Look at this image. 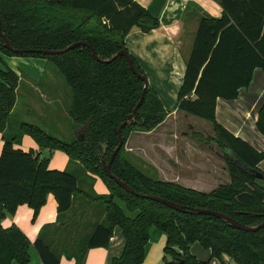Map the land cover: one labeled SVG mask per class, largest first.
I'll return each mask as SVG.
<instances>
[{
    "label": "trees",
    "instance_id": "obj_1",
    "mask_svg": "<svg viewBox=\"0 0 264 264\" xmlns=\"http://www.w3.org/2000/svg\"><path fill=\"white\" fill-rule=\"evenodd\" d=\"M220 17L203 16L195 35L178 94L177 109L212 123L213 136L194 132L207 144L216 143L223 154L231 182L204 192L172 181H164L140 168L126 151L125 144L134 128L153 130L168 113L156 90L148 83L144 99L135 115L122 128L124 145L118 151L111 170L137 192L160 196L184 206L171 208L159 201L139 197L121 187L103 169L118 146L119 127L140 100L145 82L130 68L125 56L111 59L121 50L128 52L136 69L145 75L138 60L126 46V36L133 28L149 32L160 26L146 8L135 0H0L2 31L13 49L60 50L74 42L85 41L60 54L19 52L4 46L0 34V54L47 59L71 90L68 116L75 131L73 141H65L35 123L23 121L18 133L13 124L21 76L11 67L0 66V135L4 140L0 153V264H30L31 241L16 225L4 227L7 215L27 204L37 217L53 194L58 204L59 225H46L33 242L43 264H60L61 255L84 264L90 248L107 247L120 226L125 246L110 264H142L150 229L167 234L165 264H209L191 252L199 242L211 251V258L228 255L237 264H264V226L256 230L234 227L228 220L193 208L224 213L246 226L264 222V172L258 164L264 152L231 133L216 119L218 98L235 99L248 87L256 68L264 70V0H221ZM264 135V103L256 121ZM30 135L41 150H63L76 165L77 173L52 169L49 158L34 149L24 150L15 144ZM98 175L110 193H87L80 177ZM125 203L129 216L116 202ZM84 199L88 206L79 205ZM89 203H99L104 219L91 234L82 237L85 212ZM83 214L75 232L69 227ZM73 211L71 216L67 213Z\"/></svg>",
    "mask_w": 264,
    "mask_h": 264
},
{
    "label": "crops",
    "instance_id": "obj_2",
    "mask_svg": "<svg viewBox=\"0 0 264 264\" xmlns=\"http://www.w3.org/2000/svg\"><path fill=\"white\" fill-rule=\"evenodd\" d=\"M135 1L146 8L153 17L157 18L160 21V26L149 32H144L137 27L133 28L126 36V46L132 56L140 63L147 76L148 83L158 93L168 115L153 130L139 128L140 130L134 134V138L130 140L131 142H128L127 149L134 151L154 166L159 179L176 182L200 191L211 192L221 184L231 182L226 163L221 156H214L211 153L208 155L204 151L201 157L194 156L195 146L189 140L188 132L184 130V128L193 129L194 126L176 124V118L180 112L185 113L177 109L178 94L199 22L203 16L220 17L223 13L221 0ZM0 61H2V64L0 62L1 67H4V64L11 67L21 76V84L31 91L40 92V97L48 94L57 95L58 90H56L54 84L57 80L60 81L59 78L53 76L52 78L44 79L45 68L50 64L47 59L5 55ZM263 103L264 70L256 68L251 84L248 87L241 88L237 98H218L216 119L231 133L246 140L257 150L264 152V135L260 133L256 126L259 110ZM17 105L18 102L14 107V111ZM65 113L68 115L67 110ZM182 115L189 117L188 115L191 114ZM209 123L207 128L213 129L212 123ZM70 129L72 135L83 136L81 131H75L73 125ZM56 137L64 140V137L58 135ZM3 143L4 140L2 135H0V153ZM179 145L181 146V154L185 159H181L176 154ZM15 146L24 150L34 149L42 152V155L44 152L28 134L23 135L21 142L15 144ZM196 152L198 153V151ZM258 167L264 172V159L259 162ZM50 168L63 170L57 167ZM80 183L83 190L87 193L92 191L100 195L110 193L107 185L98 175L92 173L81 175ZM115 200L129 216L136 215L137 211L129 212L126 210L123 201L118 198ZM79 205L87 207L88 202L84 199H77L76 209ZM100 205L99 203H89V207L82 219L84 221L82 228L83 238L89 236L94 226L104 219V210L101 209ZM82 210L78 212L75 224H71L69 227L72 232L77 230V225L82 217L81 214H83ZM72 213L73 211L68 212L66 214L67 217L71 216ZM33 215L34 211L31 207L27 204H21L15 214L7 215L2 224L4 227L16 225L22 229L31 241L29 248L31 261L33 264H43L33 242L40 235L44 226L60 224L58 204L55 196L50 194L37 217L34 218ZM166 241L167 234L156 227H152L142 264H160L164 258ZM124 246L123 231L117 225L114 228V234L110 239L109 245L107 247L90 248L84 264H110L113 258L122 254ZM221 259L226 262L232 261L228 255H223ZM213 262L216 263L217 261L214 260ZM11 264L20 263L13 261ZM60 264H76V259L69 258L63 254L61 255Z\"/></svg>",
    "mask_w": 264,
    "mask_h": 264
},
{
    "label": "rangeland",
    "instance_id": "obj_3",
    "mask_svg": "<svg viewBox=\"0 0 264 264\" xmlns=\"http://www.w3.org/2000/svg\"><path fill=\"white\" fill-rule=\"evenodd\" d=\"M4 56L5 54L1 53L0 59L2 60ZM0 62L2 64V61ZM53 76L59 78L60 80H57L58 82L56 81L54 84V87L56 88V90H58L57 95L54 94V96L47 93L48 95H43V97H40V92L35 90L31 91L27 89L26 86L22 85L18 94V105L13 112V124L16 131L15 133H18L20 123L23 121H27L29 123H36L40 125L54 136L58 135L60 137H64L65 141L70 142L76 139L77 136L70 133V128L72 127L73 122L71 118L65 113L68 105L72 100L70 87L62 76L55 73L53 66L51 64H48L45 68L44 79L52 78ZM182 114L186 113L180 112L179 115H177L176 124L180 123L181 126L183 124H190L194 126L193 129L184 128V130L188 132V138L192 142V144H194L195 150L198 151V153L195 151L194 156L201 157V154L204 151L207 152L208 155H210L211 153L214 156H221L224 161L223 154L216 143L211 142L207 144L194 135V132H201L204 136H213V129L207 128V124L210 123L204 119H200L192 115H188L189 117H184L185 115ZM139 130L140 129L136 127L130 133L125 144L126 151L131 154V156L133 157L132 160L135 161V163L140 168L145 170V172L149 173L150 175L153 174L157 176L158 174L156 173V168L154 166L148 163L145 159L141 158L134 151H130L127 149L128 142L132 138H134V134H136V132ZM181 152V146L179 145L178 149L176 150V154L177 156L181 157V159H185V157L182 156ZM43 155L49 158V167H57L63 170L66 169L75 174L77 173L75 164L73 166V163L70 161L69 155L65 151L57 149L53 150V152L50 153L48 149H45ZM82 174L83 173H81V175ZM100 207L101 209H103L101 205ZM191 251L200 260L209 261V264H237L233 260L231 262H226L223 259H211V251L209 249H205L199 242H195L194 244H192ZM214 260H216L217 262L214 263ZM30 264H33V262L31 261ZM160 264H165L164 259Z\"/></svg>",
    "mask_w": 264,
    "mask_h": 264
},
{
    "label": "water",
    "instance_id": "obj_4",
    "mask_svg": "<svg viewBox=\"0 0 264 264\" xmlns=\"http://www.w3.org/2000/svg\"><path fill=\"white\" fill-rule=\"evenodd\" d=\"M0 34L4 40V46L9 49V50H15V51H19V52H36V53H42V54H48V55H53V54H60V53H64V52H67L77 46H80V45H86V46H89L91 48V51H92V55L98 59V60H102L100 59V57H98V55L96 54V51L85 41H78V42H74L72 43L71 45H69L68 47L64 48V49H60V50H51V49H26V50H16V49H13L12 45L10 44L8 38L6 37V35L4 34V32L2 31V27H1V17H0ZM120 55H123L127 58L128 60V63L130 65V68L131 70L137 75L139 76L141 79L144 80L145 82V87L142 91V94H141V97H140V100L139 102L137 103V105L135 106V108L133 109V112L129 115L126 116L125 118V121L120 125L119 127V130H118V133H119V138H120V141H119V144L118 146L115 148V150L113 151V153L111 154L110 156V159L109 161H106L105 159L102 160V164H103V169L104 171L108 174V176H110L111 178H113L121 187H123L124 189H126L127 191L133 193L134 195L136 196H139V197H144V198H149V199H153V200H156V201H159L171 208H174V209H178V210H184V206L181 205V204H178L174 201H171V200H168L166 198H162L160 196H155V195H150V194H142V193H139L137 192L134 188H132L130 185H128L126 182H124L123 180H121L120 178H118L115 174H113L112 170H111V166H112V163L118 153V151L121 149V147L124 145V138L122 136V128L127 125L129 123V121L132 119V121H134V118H135V115L137 113V110L139 108V106L141 105L143 99H144V96H145V92H146V87L148 85V79H147V76L144 75V74H141L135 67L134 63H133V60L132 58L130 57V55L128 54L127 51L125 50H121L119 52H117L115 54V56H113L111 59H108V60H102V61H106V62H109V61H112L114 60L115 58H117L118 56ZM193 211L195 212H198V213H202V214H211V215H215L217 217H221L225 220H228L234 227L236 228H240V229H245V230H256L260 227H263L264 226V222L261 223L260 225L258 226H254V227H251V226H246L244 224H241L240 222H238L237 220L231 218L230 216H227L226 214L224 213H220V212H217V211H214L212 209H204V208H193Z\"/></svg>",
    "mask_w": 264,
    "mask_h": 264
}]
</instances>
